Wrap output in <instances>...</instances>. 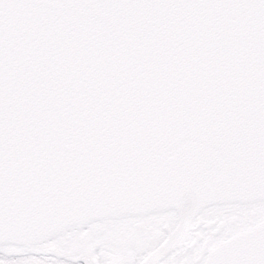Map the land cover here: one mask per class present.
<instances>
[{
	"label": "snow or ice",
	"instance_id": "6c2138e0",
	"mask_svg": "<svg viewBox=\"0 0 264 264\" xmlns=\"http://www.w3.org/2000/svg\"><path fill=\"white\" fill-rule=\"evenodd\" d=\"M0 264H264V0H0Z\"/></svg>",
	"mask_w": 264,
	"mask_h": 264
}]
</instances>
